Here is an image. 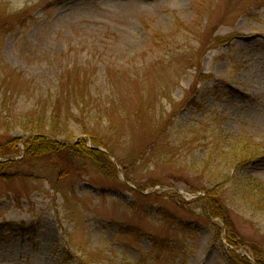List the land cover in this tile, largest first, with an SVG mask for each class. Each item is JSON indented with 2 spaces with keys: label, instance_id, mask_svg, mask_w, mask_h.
I'll return each mask as SVG.
<instances>
[{
  "label": "rangeland",
  "instance_id": "1",
  "mask_svg": "<svg viewBox=\"0 0 264 264\" xmlns=\"http://www.w3.org/2000/svg\"><path fill=\"white\" fill-rule=\"evenodd\" d=\"M164 38L171 52L147 54ZM202 75L213 79L193 98ZM77 76L114 89L130 113L142 106L139 119L113 112L115 127L90 122L130 181L115 157L114 171L102 158L104 172L55 159L0 180V264H233L223 224L195 199L211 169L234 175L241 145L228 144L248 138L264 150V0H0V83L11 78L12 105L53 99ZM71 129V142L90 145ZM239 176L264 182V161ZM233 221L250 241L236 252L264 253V222Z\"/></svg>",
  "mask_w": 264,
  "mask_h": 264
},
{
  "label": "trees",
  "instance_id": "2",
  "mask_svg": "<svg viewBox=\"0 0 264 264\" xmlns=\"http://www.w3.org/2000/svg\"><path fill=\"white\" fill-rule=\"evenodd\" d=\"M161 41L164 43L162 48L160 46ZM171 43L172 41L167 38L158 39L157 43L152 42L151 45L147 46V54L156 53L161 56L165 52H171ZM163 56L161 59L164 58ZM194 67L196 69V66ZM10 73L15 74L16 71L10 70ZM79 78L77 76L73 79L74 83L72 81L70 90L58 88L55 97L52 99L49 96L44 103L35 100L33 97V100L23 109L10 103L11 98L18 93L10 81L11 78L7 82V78L4 77L0 83V87H4L3 96L0 100L1 181L18 176L23 166L32 165L37 161L55 159L63 160L70 166L74 161H78L104 172L107 167L102 164V158L104 162L110 164L114 171L115 168L110 157H115L117 164L124 170L125 181H130L121 159L107 144L100 129L98 131L96 126L90 125L91 121L104 119L115 127L112 117L115 118L118 114L116 119H123L130 112L124 108L123 103L117 100L118 96H116L114 89L108 91L102 89L101 91L90 87V85L82 86ZM212 79V76L204 77L202 75L200 80H196L190 87L189 93L193 98L199 96V86ZM62 98H66L64 105L60 104ZM143 98L141 94L140 99ZM113 112H116L115 116L112 115ZM143 112L142 106L139 105L130 114L135 119H139ZM147 113H150V108H147ZM72 124L78 126L82 134L87 136L90 140L89 146L83 139L71 142L74 133L71 129ZM15 130H18L21 135H12ZM237 145H241V149L234 153V158L228 165V167H232L234 175L228 176L219 173L213 175L215 171L211 169L210 175L212 176L200 178V190L204 192V196L195 200L201 203L200 207L205 218L208 220L219 219L223 224L224 239L230 246L229 257L233 264H264V253L261 249L255 250L256 253L251 256V261L236 252L248 246L250 241L245 234L236 228L233 221L235 216H248L258 217L264 222V182L252 177L239 176L243 171V166L250 161H264V150H261L263 149L262 146L253 144L248 138L239 139L231 145L228 144V148L229 150H236ZM19 146H22V149ZM100 148L104 149L105 152L100 151ZM205 166L210 168L208 164ZM64 168L66 172H69L66 165ZM107 174H110V171H107ZM235 174L238 176L236 177ZM132 191L135 195L143 198L150 196L135 190ZM190 192L197 193L198 191ZM212 229L215 238L218 239L222 229L216 224L212 225Z\"/></svg>",
  "mask_w": 264,
  "mask_h": 264
}]
</instances>
